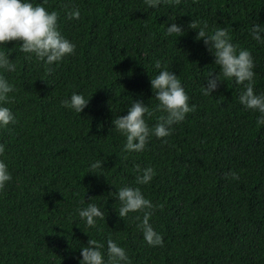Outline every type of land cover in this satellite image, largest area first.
I'll return each mask as SVG.
<instances>
[{
  "label": "trees",
  "instance_id": "trees-1",
  "mask_svg": "<svg viewBox=\"0 0 264 264\" xmlns=\"http://www.w3.org/2000/svg\"><path fill=\"white\" fill-rule=\"evenodd\" d=\"M44 6L57 11L58 28L75 50L49 68L26 60L18 41L4 45L16 64L4 73L15 86L8 107L16 122L0 129V159L12 176L0 189V264H77L88 236L104 243L109 233L131 264H264V123L239 104L242 86L232 80L201 93L208 72L218 68L188 27L191 20L225 27L237 47L249 50L254 91L264 92V42L249 35L254 20L264 24V0H167L156 9L143 0ZM72 8L79 18L65 16ZM172 22L182 26L179 37L164 34ZM155 59L178 75L195 107L167 137H150L141 152L124 154L111 121L131 101L154 107ZM74 91L90 97L79 114L60 105ZM156 115L146 117L149 127ZM96 159L104 169L88 173ZM135 165L154 169L139 187L153 205L158 246L143 241L132 219L137 213L116 215L118 201L109 195L134 185ZM90 198L105 210L95 227L76 214L84 206L78 202Z\"/></svg>",
  "mask_w": 264,
  "mask_h": 264
},
{
  "label": "clouds",
  "instance_id": "clouds-1",
  "mask_svg": "<svg viewBox=\"0 0 264 264\" xmlns=\"http://www.w3.org/2000/svg\"><path fill=\"white\" fill-rule=\"evenodd\" d=\"M165 2L167 0H143L145 8L148 9H156ZM171 2L178 3L179 0ZM46 3L47 0H40L39 3L36 0H0V129L16 122L13 111L8 107L13 99L9 94L15 91V86L4 75L5 72H14L16 64L13 59H9L10 53L5 51L6 42L18 41L15 47L26 54V60L34 58L36 62L49 68L72 55L75 50V44L62 35L58 28L57 11H48L44 6ZM79 15L78 8L65 12L69 19H77ZM188 27L195 30L194 39L202 41L205 49L214 57L213 64L218 68L215 75L212 71L208 72L200 88L201 93L210 95L223 80H232L242 86L237 97L239 104L258 113L257 124L264 123V92L254 91L256 73L253 71L254 62L249 50L237 47L225 27L209 28L207 22L194 20H191ZM261 33H264V24L254 20L250 25L249 35L257 43H262L264 36ZM164 34L179 37L182 34V26L175 22L166 27L164 25ZM152 68L159 69L149 78L150 88L156 100L154 107L149 108L148 104L145 105L139 100L131 101L126 107V113L115 116L111 121V130L123 137L121 152L124 154L141 152L150 137H167L171 126L182 121L195 107L188 103L189 96L178 75L162 67L159 59L153 61ZM89 98L74 91L62 99L60 105L79 114L88 104ZM153 113L158 115L155 116V123L149 127L146 117H152ZM0 152H3V145H0ZM103 161H90L88 173L96 174L103 170ZM134 168V185L125 184L109 195L118 201L116 215L122 219L129 213H137L132 219L137 221L136 227L143 241L149 246H158L162 244L161 234L154 230L149 221L153 205L139 187L152 180L154 169L151 166L141 168L139 165ZM231 176L233 179L237 178L235 172H231ZM11 179L7 164L0 159V189ZM78 203L84 204L76 208V214L86 227H95L97 220L105 221L104 206H98L91 198L88 203H85L84 199ZM77 264H131V261L125 249L117 244L109 233L104 243L88 236L86 245L79 247Z\"/></svg>",
  "mask_w": 264,
  "mask_h": 264
}]
</instances>
